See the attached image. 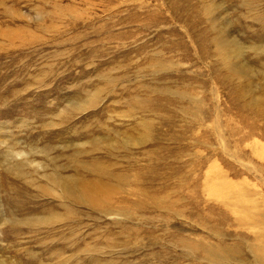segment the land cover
Here are the masks:
<instances>
[{
    "label": "rangeland",
    "instance_id": "rangeland-1",
    "mask_svg": "<svg viewBox=\"0 0 264 264\" xmlns=\"http://www.w3.org/2000/svg\"><path fill=\"white\" fill-rule=\"evenodd\" d=\"M262 127L264 0H0V264H264Z\"/></svg>",
    "mask_w": 264,
    "mask_h": 264
},
{
    "label": "bare ground",
    "instance_id": "bare-ground-1",
    "mask_svg": "<svg viewBox=\"0 0 264 264\" xmlns=\"http://www.w3.org/2000/svg\"><path fill=\"white\" fill-rule=\"evenodd\" d=\"M261 132L264 134V127L261 128ZM252 134H253V132H249V133L246 134V137H250ZM96 171L99 172L97 169H96ZM213 175H215V174H213ZM221 175H222V177L224 176L223 173H221ZM79 181H77L74 185L73 184L71 185V184L68 183V181H64L63 179L59 180L60 186H63V191L64 192L63 191L62 192L65 195H69V197H70V195L72 196V194L77 192L78 194H76L77 196H75L74 198H75L76 201L81 202V203L82 202H86V203H88L90 205H93L95 207H99V206L102 207L103 203L106 205L105 202H108V199L100 197V195H102V193L106 189V187L103 184L100 185L99 182H97L96 180L81 181V182H79ZM214 184H215V182H214ZM214 187H216V186H214ZM75 189H76V192H75ZM205 189H204V191H206ZM223 195H224V193H223ZM225 195H226V193H225Z\"/></svg>",
    "mask_w": 264,
    "mask_h": 264
}]
</instances>
